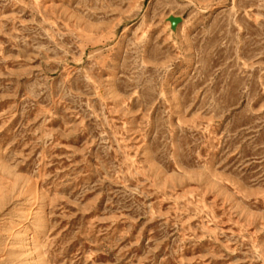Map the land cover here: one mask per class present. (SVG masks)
Here are the masks:
<instances>
[{
	"label": "rangeland",
	"instance_id": "1",
	"mask_svg": "<svg viewBox=\"0 0 264 264\" xmlns=\"http://www.w3.org/2000/svg\"><path fill=\"white\" fill-rule=\"evenodd\" d=\"M0 264H264V0H0Z\"/></svg>",
	"mask_w": 264,
	"mask_h": 264
},
{
	"label": "bare ground",
	"instance_id": "2",
	"mask_svg": "<svg viewBox=\"0 0 264 264\" xmlns=\"http://www.w3.org/2000/svg\"><path fill=\"white\" fill-rule=\"evenodd\" d=\"M31 209L29 211H27V214H26V219L27 220L31 219V215H32V212H31L32 210ZM25 228H26V224H24V223H19V224H16V226H14V230L15 231H18L17 238L16 239H19L20 230L21 229H24L25 230ZM21 240H22V238H21ZM20 242L21 241H18L17 243H20Z\"/></svg>",
	"mask_w": 264,
	"mask_h": 264
},
{
	"label": "water",
	"instance_id": "3",
	"mask_svg": "<svg viewBox=\"0 0 264 264\" xmlns=\"http://www.w3.org/2000/svg\"><path fill=\"white\" fill-rule=\"evenodd\" d=\"M179 21V19L178 20H176V22H178Z\"/></svg>",
	"mask_w": 264,
	"mask_h": 264
}]
</instances>
